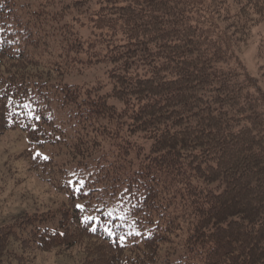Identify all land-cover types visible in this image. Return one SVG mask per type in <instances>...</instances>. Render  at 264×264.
I'll return each mask as SVG.
<instances>
[{"label":"trees","instance_id":"16d2710c","mask_svg":"<svg viewBox=\"0 0 264 264\" xmlns=\"http://www.w3.org/2000/svg\"><path fill=\"white\" fill-rule=\"evenodd\" d=\"M262 23L264 0H0V134L61 196L0 226V263L264 264V86L235 52Z\"/></svg>","mask_w":264,"mask_h":264},{"label":"rangeland","instance_id":"374dc122","mask_svg":"<svg viewBox=\"0 0 264 264\" xmlns=\"http://www.w3.org/2000/svg\"><path fill=\"white\" fill-rule=\"evenodd\" d=\"M81 29V27L79 28ZM236 55L248 68L253 77L264 86V23L254 27L251 35L237 43ZM69 71L67 81L82 86L106 79L105 66L88 68L82 74ZM110 88V86H108ZM29 143L22 130H7L0 134V226L15 218L56 205L61 199L54 187L40 173L31 167L25 158ZM34 153L48 157L55 153L50 146L33 147ZM59 159L61 157L59 156ZM25 214L23 216H25ZM10 240V238H9ZM28 259H12L4 256L0 264H78L84 259L80 241L72 245H53L49 249H26ZM9 260V261H8Z\"/></svg>","mask_w":264,"mask_h":264},{"label":"snow or ice","instance_id":"6c2138e0","mask_svg":"<svg viewBox=\"0 0 264 264\" xmlns=\"http://www.w3.org/2000/svg\"><path fill=\"white\" fill-rule=\"evenodd\" d=\"M24 107H25V108H28L29 105L25 104ZM29 115H31V113H29ZM37 119H38V117H37ZM38 155H39V154H38ZM78 184H79V189H77V190H81V189L83 188V185H84V180H82V179L79 180V181H78ZM77 207H80V208L83 210V206H82V205H77ZM107 215H108V216H111L112 213L109 212V213H107ZM96 219H98V217H93V216L85 217V220H96ZM109 231H110V230H109ZM110 234H111V233H110Z\"/></svg>","mask_w":264,"mask_h":264}]
</instances>
